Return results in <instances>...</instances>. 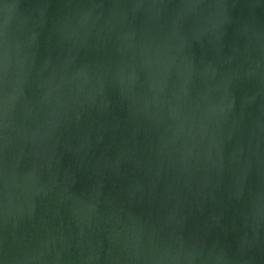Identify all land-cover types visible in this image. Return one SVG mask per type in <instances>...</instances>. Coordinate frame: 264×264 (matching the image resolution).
<instances>
[{
  "label": "water",
  "instance_id": "1",
  "mask_svg": "<svg viewBox=\"0 0 264 264\" xmlns=\"http://www.w3.org/2000/svg\"><path fill=\"white\" fill-rule=\"evenodd\" d=\"M0 264H264V0H0Z\"/></svg>",
  "mask_w": 264,
  "mask_h": 264
}]
</instances>
